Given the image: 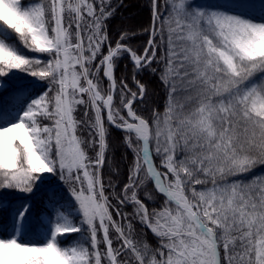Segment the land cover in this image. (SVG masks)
<instances>
[{"label": "snow or ice", "instance_id": "obj_1", "mask_svg": "<svg viewBox=\"0 0 264 264\" xmlns=\"http://www.w3.org/2000/svg\"><path fill=\"white\" fill-rule=\"evenodd\" d=\"M120 7L0 0V211L12 209L0 264H264V174L245 179L264 166V0H150L142 50L135 31L111 36ZM123 59L131 85L116 76ZM143 72L165 92L149 116ZM111 127L132 156L126 181L119 167L103 176ZM45 174L68 196L51 189L45 241H25L32 205L2 193L33 194ZM149 181L159 209L139 195ZM69 234L80 238L64 245Z\"/></svg>", "mask_w": 264, "mask_h": 264}, {"label": "trees", "instance_id": "obj_2", "mask_svg": "<svg viewBox=\"0 0 264 264\" xmlns=\"http://www.w3.org/2000/svg\"><path fill=\"white\" fill-rule=\"evenodd\" d=\"M120 0H113L114 4H118ZM198 2H204V0H198ZM208 3H213L215 0H206ZM161 6H163L164 0H160ZM150 0H123V7H120L116 12L114 18L109 21V32L113 38L119 35V33L124 29L128 28L131 31L137 32V36L132 39L130 42L133 46L140 48L147 42V35L142 33V30L145 28H150L151 17H150ZM166 14V13H165ZM0 31H4L3 28H0ZM10 31V30H9ZM21 49L27 53V49L23 48V45L20 44ZM18 72L19 70H13ZM127 76L128 82L131 85L132 82V65L128 62L127 59L119 61L118 67L116 69V76ZM20 79L22 82L27 83L30 80L34 79L28 77L26 74L21 73ZM137 79H140L141 82L147 85V96L143 104L138 105L141 109V114L149 116L152 109L156 108L160 111H163V105L165 101V92L162 84L156 76H153L150 72H143L137 76ZM43 89H41L42 91ZM135 91V87L133 86ZM8 91H0V100L3 97L7 96ZM39 95V92L36 93ZM118 99V98H117ZM78 116L83 115V108L78 110ZM84 136H87V131H84ZM123 133L120 130H117L113 127L109 128V151H108V163L103 169V176L105 181L108 180V177L112 171V168L119 167L121 172V179L126 181L127 175V166L128 162L132 159L131 153L126 152L123 143H122ZM159 163V161H156ZM257 174H264V166H257L252 173L248 174L245 179H250L251 176ZM50 177L46 179L49 181V184H43L39 189L35 190L33 194H21L18 196L9 195L4 196L7 201H10L13 206L18 205L21 202H27L32 205L31 211L29 213V230L24 234L23 239L26 241H35L37 243H42L45 240L47 229L50 228V224L45 223V220H49L53 217L51 210L49 209L48 198L51 192V189L55 188L57 195L62 197L68 196L67 186L59 181L58 176H52L51 174H45ZM145 192H151L155 197L154 200H147L145 198L146 206L151 210L153 208L159 209L163 204L164 197L158 193H155L154 188L150 181L147 185L140 191L139 195L144 197ZM125 212H131V207L123 209ZM12 209L9 208L7 212L0 211V220L7 222L10 218V213ZM134 227L137 232L143 234V238L147 243L153 248L160 246L159 239L154 236L149 229H146L138 221L134 222ZM3 235V233H0ZM78 234H69L67 239H64L62 243L64 245L70 244ZM78 239V238H77Z\"/></svg>", "mask_w": 264, "mask_h": 264}, {"label": "rangeland", "instance_id": "obj_3", "mask_svg": "<svg viewBox=\"0 0 264 264\" xmlns=\"http://www.w3.org/2000/svg\"><path fill=\"white\" fill-rule=\"evenodd\" d=\"M49 183H50L49 181L45 180V181H44L42 184H40L35 190L39 189L43 184H49ZM2 195H3V196H9V195L18 196V195H21V194H20V193H17L16 190L13 189V190H4L3 193H2ZM49 209L51 210V212H52V214H53V217H52V218H54V215H55L54 211H53L50 207H49ZM52 218H51V219H52ZM51 219H49V220H51ZM77 238H78V239L80 238L79 235H77L76 238H74L73 240H76ZM24 240H25V239H24ZM73 240H72V241H73ZM25 241H26V240H25ZM44 241H45V240H44ZM44 241H43V242H44ZM32 242H35V241H32ZM36 243H37V242H36Z\"/></svg>", "mask_w": 264, "mask_h": 264}, {"label": "water", "instance_id": "obj_4", "mask_svg": "<svg viewBox=\"0 0 264 264\" xmlns=\"http://www.w3.org/2000/svg\"><path fill=\"white\" fill-rule=\"evenodd\" d=\"M152 183V182H151ZM153 187H154V185H153Z\"/></svg>", "mask_w": 264, "mask_h": 264}]
</instances>
